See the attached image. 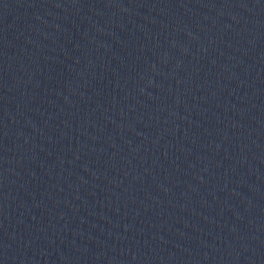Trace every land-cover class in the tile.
I'll use <instances>...</instances> for the list:
<instances>
[{
  "label": "water",
  "instance_id": "1",
  "mask_svg": "<svg viewBox=\"0 0 264 264\" xmlns=\"http://www.w3.org/2000/svg\"><path fill=\"white\" fill-rule=\"evenodd\" d=\"M0 264H264V0H0Z\"/></svg>",
  "mask_w": 264,
  "mask_h": 264
}]
</instances>
